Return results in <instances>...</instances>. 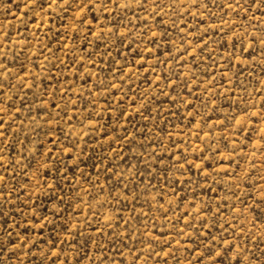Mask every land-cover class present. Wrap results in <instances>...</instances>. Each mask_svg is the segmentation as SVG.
Instances as JSON below:
<instances>
[{"label": "rangeland", "instance_id": "obj_1", "mask_svg": "<svg viewBox=\"0 0 264 264\" xmlns=\"http://www.w3.org/2000/svg\"><path fill=\"white\" fill-rule=\"evenodd\" d=\"M0 118L3 264H264V4L0 0Z\"/></svg>", "mask_w": 264, "mask_h": 264}, {"label": "snow or ice", "instance_id": "obj_2", "mask_svg": "<svg viewBox=\"0 0 264 264\" xmlns=\"http://www.w3.org/2000/svg\"><path fill=\"white\" fill-rule=\"evenodd\" d=\"M53 2H54V0H53ZM237 3H238V0H237ZM252 4L253 5H255V6H257V7H259V6H261L262 4H264V0H252ZM0 121H2V118H0ZM3 127V122L2 123H0V128H2ZM3 135V132H0V136H2ZM0 179H2V178H0ZM3 251V248H2V246H0V252H2ZM208 255L211 257L212 256V254H211V251L209 250V252H208ZM218 255V254H217ZM0 264H3V257L2 256H0Z\"/></svg>", "mask_w": 264, "mask_h": 264}]
</instances>
